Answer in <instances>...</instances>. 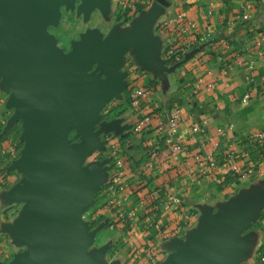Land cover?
I'll return each mask as SVG.
<instances>
[{"label": "water", "instance_id": "1", "mask_svg": "<svg viewBox=\"0 0 264 264\" xmlns=\"http://www.w3.org/2000/svg\"><path fill=\"white\" fill-rule=\"evenodd\" d=\"M113 0H0V89L14 111L7 131L21 124V156L8 169L22 180L3 194L4 208L22 205L12 224L2 225L20 249L9 264L109 263L110 245L96 247L105 229L84 220L110 179L109 160L86 163L95 152H106L103 137L126 140L123 119L108 121L104 111L124 101L128 88L125 65L131 57L143 72L164 88L169 76L201 49L168 67L162 41L155 35L158 20L170 6L155 0L129 26L116 25L108 35L90 29L69 52L51 34L63 9L91 21L99 12L113 18ZM134 139L124 142V149ZM201 219L185 239L168 242L162 264H244L255 244L246 234L264 212V182L242 192L215 211L200 207Z\"/></svg>", "mask_w": 264, "mask_h": 264}, {"label": "crops", "instance_id": "2", "mask_svg": "<svg viewBox=\"0 0 264 264\" xmlns=\"http://www.w3.org/2000/svg\"><path fill=\"white\" fill-rule=\"evenodd\" d=\"M128 1L135 7L129 20L121 12L122 0L112 1L113 14L116 5L125 27L155 3ZM168 2L155 27L167 66L180 63L173 57L178 50L201 51L169 76L167 90L131 57L127 60L128 88L124 101L114 104L123 112L116 119L124 120L127 138L103 137L106 151L110 140L122 149L126 189L119 193L108 187L99 193L90 218L93 225L104 219L109 263L162 264L168 257L165 245L198 227L200 207L216 211L264 182V150L249 142L264 131V0ZM135 80L151 89L139 108L132 100ZM246 97L250 100L244 103ZM145 117L152 119L151 126L133 133ZM172 119L178 122V134L161 133L159 124ZM134 138L126 151L124 142ZM177 144L181 153L173 152ZM231 162L240 173L230 170ZM214 172L224 176V184L214 183ZM246 234L254 236L255 244L244 264H264V212ZM19 252L0 233V264H9Z\"/></svg>", "mask_w": 264, "mask_h": 264}, {"label": "rangeland", "instance_id": "3", "mask_svg": "<svg viewBox=\"0 0 264 264\" xmlns=\"http://www.w3.org/2000/svg\"><path fill=\"white\" fill-rule=\"evenodd\" d=\"M118 10V7L115 5V14L113 15L111 21H106L99 12H96L91 21L85 22L83 16L79 17L77 13L67 12L63 9V18L60 26L58 28H51L50 32L59 40V47L65 50V52H69L72 48V43L74 41H78L81 34L90 29H99L103 34L108 35L109 32L118 24L125 27L126 25L118 20V17H120L117 13ZM8 99L9 95L4 94L0 89V233L2 232V225L14 223L22 210V205L18 204L10 206L9 208H4V201L2 197L5 192L10 191L22 180V176L19 173H11L8 169L12 166L13 162L20 158L21 152L24 149V144L20 140L22 134L21 124L16 125L9 131L6 130L8 122L14 113V111L8 110L6 107ZM116 103L117 101L109 103L104 113H110L115 108L114 104ZM104 113L103 115H105ZM97 153L101 152L93 153L88 158L86 163L98 162ZM111 185V182H108L100 193L108 190L107 188L111 187ZM91 216H93L92 209L85 213L84 220L91 223ZM92 227H94L93 224ZM105 231L106 230H103L99 235L96 244L97 248L103 246L107 242L106 239L108 236Z\"/></svg>", "mask_w": 264, "mask_h": 264}, {"label": "built area", "instance_id": "4", "mask_svg": "<svg viewBox=\"0 0 264 264\" xmlns=\"http://www.w3.org/2000/svg\"><path fill=\"white\" fill-rule=\"evenodd\" d=\"M121 12L123 13L124 20H129L128 18L134 12L135 7L130 3V1L122 0L121 2ZM130 9V10H129ZM169 47V55L168 58L171 59V44ZM189 47L186 49L178 50L174 55L175 62H182L185 59V56L189 53ZM133 68V66L131 67ZM135 69V68H134ZM134 85L132 87V100L135 108H139L142 102L150 95L151 89L147 87L144 83L139 82L138 80L133 81ZM212 88V87H211ZM250 100V97H246L244 99V103ZM152 124V119L150 117H145L141 120L136 127L133 129V133L142 134L144 129L149 128ZM159 130L161 133H167L171 136H176L178 134V122L175 119L170 120L166 123L159 124ZM197 131L200 129H196ZM249 142L259 151L264 150V131L258 133L254 137L250 138ZM183 151V147L181 144H177L173 148L174 153H181ZM97 161H102L105 159L109 160L110 166V182L111 188L114 192H124L126 189V184L124 182L125 178V159L122 155V149L118 145V143L112 142L111 140L108 142V149L105 153H97ZM230 170L235 173H240V168L233 162L229 163ZM212 178L214 183L217 185H222L225 182V178L223 175L212 173ZM169 205V204H168ZM264 262V258H263Z\"/></svg>", "mask_w": 264, "mask_h": 264}, {"label": "trees", "instance_id": "5", "mask_svg": "<svg viewBox=\"0 0 264 264\" xmlns=\"http://www.w3.org/2000/svg\"><path fill=\"white\" fill-rule=\"evenodd\" d=\"M127 95L130 96V93H127ZM128 103H130V100L128 99ZM104 119L106 120H113L116 118H120L123 115V112L120 111L119 108H114L110 113L106 114L104 113ZM104 221V219H100L94 223V225L101 224Z\"/></svg>", "mask_w": 264, "mask_h": 264}]
</instances>
